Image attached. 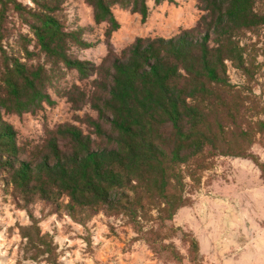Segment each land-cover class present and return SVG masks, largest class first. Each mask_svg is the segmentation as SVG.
I'll list each match as a JSON object with an SVG mask.
<instances>
[{"label":"trees","instance_id":"1","mask_svg":"<svg viewBox=\"0 0 264 264\" xmlns=\"http://www.w3.org/2000/svg\"><path fill=\"white\" fill-rule=\"evenodd\" d=\"M30 1L0 0V184L29 216L20 226L27 258L57 263L54 236L41 229L37 205L81 225L100 213L140 224L156 209L152 220L165 225L191 204L187 195L217 155L250 158L264 178V162L248 151L264 120L253 121L256 106L247 105L228 73L231 64L249 82L264 77L258 46L264 0H198L202 15L193 27L171 37H137L119 54L111 40L120 28L114 7L145 23L147 0H86L95 23L108 26V53L99 65L71 53L96 43L85 37L89 26L65 27L57 13L63 0ZM165 1L174 0L155 3ZM12 12L28 27L18 37ZM39 53L49 68L28 63ZM63 68L82 80L95 75L88 90L75 85L64 93L76 111L89 105L95 116H76L86 128L65 122L40 143L22 140L5 116L55 105L47 89ZM191 240L198 254L199 241Z\"/></svg>","mask_w":264,"mask_h":264},{"label":"rangeland","instance_id":"2","mask_svg":"<svg viewBox=\"0 0 264 264\" xmlns=\"http://www.w3.org/2000/svg\"><path fill=\"white\" fill-rule=\"evenodd\" d=\"M20 1L33 5L30 0ZM147 3L150 16L145 23L140 14L114 7L120 28L113 32L111 40L118 54L137 37H171L193 27L202 15L198 0L161 4L147 0ZM57 13L67 29L89 26L85 37L96 43L87 49L72 47L71 53L96 65L102 63L108 53L105 41L108 26L95 23L93 8L86 0H63ZM10 21L16 37L28 32L17 12L11 13ZM258 46L259 59L264 60V36ZM33 47L34 43L30 45ZM22 60H26L24 56ZM28 63L50 67L40 53ZM228 73L232 83L243 88L247 105L256 106L257 113L251 112L253 121L264 120V77L256 76L249 82L231 64ZM89 78L82 80L78 71L63 68L62 77L47 89L55 105L45 104L35 114L13 113L5 118L19 131L22 140H30L32 144L42 142L48 130L65 122L86 128L84 123L75 120L76 116L86 113L95 116V112L89 105L76 111L64 93L75 85L88 90L95 75ZM248 151L264 162V130L256 134ZM187 181L191 183L188 176ZM187 196L191 204L179 209L165 225L152 220L158 214L156 209L140 224L131 222L127 216L100 213L86 225L75 223L66 215L42 213L39 205L34 211L41 229L54 236L56 264H264V178L252 159L215 156L210 168L202 173L200 186L191 189ZM29 223L27 212L11 202L0 184V264H50L46 256L37 260L25 256L20 226ZM152 227L159 235L151 233ZM193 237L199 241L198 254L191 247Z\"/></svg>","mask_w":264,"mask_h":264}]
</instances>
